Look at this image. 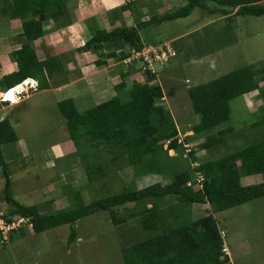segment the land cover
I'll return each instance as SVG.
<instances>
[{
	"label": "trees",
	"instance_id": "1",
	"mask_svg": "<svg viewBox=\"0 0 264 264\" xmlns=\"http://www.w3.org/2000/svg\"><path fill=\"white\" fill-rule=\"evenodd\" d=\"M69 1L5 0V13L11 19H21L24 37L22 47L13 52L18 70L4 78V82L8 83L7 87H13L26 78L33 77L39 80L40 89H46L50 87L52 79L62 75L65 70L63 57L49 55L41 60L34 42L72 23L73 17L68 12L67 5ZM186 1L184 6L174 11L138 22L133 26L126 25L123 19V14L130 8V4H124L106 13L110 28L101 27L96 19L94 21L88 19L87 26L91 37L80 49L93 52L94 63L98 67L110 62L124 65L122 61L129 55L125 49L140 50L146 43L141 34L143 28L188 17L197 7L207 10L210 15L226 16L228 29L229 26L232 27L236 16L264 15V0ZM208 2L213 3L215 7L210 8ZM50 21L53 25L49 29L46 28V24ZM173 46L176 48L174 44ZM119 50L121 52L118 53ZM132 68H135L134 65L126 70L122 69V80L115 85L118 95L84 112L79 110L72 98L58 103L71 139L76 145H79V137L83 136L86 144L89 142L97 149L91 150L94 153H90L89 156L84 155L86 177L90 183L95 184L109 174L106 165L100 162L101 146L113 154L111 162L117 161L120 157L125 158L136 175L161 174L162 170L164 171L165 161L170 159V150L177 151L180 147H184L188 152L185 144L205 138L199 147L210 152L226 141V135L231 133L234 127L221 128L217 131L216 128L231 119L230 102L233 99L256 90H262L264 97V90L260 86V80L264 81V65L258 63L241 66L213 80L189 87L188 94L194 112L201 116V120L190 128L193 134L183 140L180 136V123L174 120L169 108L161 103L164 92L157 82L158 67L154 73L138 70L148 81L137 80L128 87L130 83L127 79L133 73ZM254 114L259 120L249 127L256 131L255 129L260 125L264 126V108ZM184 125L182 124V127ZM18 140V134L10 120L7 118L2 120L0 165L5 178L4 199L9 204L4 215L7 222L27 218L29 221L27 226L32 233H41L69 224L71 232L68 243L72 244L78 239L76 226L78 220L98 211L108 210L115 225L131 220L134 223L130 235L133 234L136 241H132L122 249L125 264H176L184 261L231 264L229 257L224 255L222 239L224 233H219L214 213L264 197V182L248 185L242 183V177L264 174L263 135L260 140L239 150L218 159L209 158L198 165H195L198 161L195 156L196 151L190 149L191 159L188 160V166L179 171L176 170L179 167L177 160L172 158L171 166L175 172L166 184L159 181L141 189L125 186L117 194L94 199L88 203L83 200V195L76 186L69 188V192L70 190L73 192L71 195L63 186L64 196L68 198L70 196L69 200L75 202L74 206L42 213L37 205L21 204L12 192V180L3 155V146L16 143ZM165 142H167L166 148ZM197 172H201L204 176L201 188L198 186ZM127 203H134L135 206L132 210L127 207L128 213L126 216H121L115 207ZM148 203H152L153 206L148 207ZM194 203L203 204L206 211L205 215L196 220L189 219L190 208ZM163 204L168 206L164 207ZM167 214L176 215V221L180 217L181 224L157 232L164 225H169L168 221L164 220ZM20 232L21 235L26 234L23 225L13 229L4 243L15 240ZM135 232H139V237ZM0 238L2 243L1 231Z\"/></svg>",
	"mask_w": 264,
	"mask_h": 264
},
{
	"label": "rangeland",
	"instance_id": "2",
	"mask_svg": "<svg viewBox=\"0 0 264 264\" xmlns=\"http://www.w3.org/2000/svg\"><path fill=\"white\" fill-rule=\"evenodd\" d=\"M5 3V0H0V36L4 37L8 36L9 32L14 33L16 32L15 30L22 29L20 26L10 22V16L4 11L6 8ZM179 5L176 4L173 9H177ZM94 6L97 9H102L98 0L97 3L94 2ZM93 12H96V10ZM82 13L84 15V12ZM204 15H206V11L197 7L188 17L165 21L162 24H152L141 30L142 38L146 41L156 43L161 40H172L174 45L178 43L182 47V49L180 47L177 49L178 55L176 57L165 64H157L159 74L157 75L160 81L157 82L165 90L168 99L167 101L164 99L163 102L169 108L174 120L178 124L180 123L181 137L183 138L192 135L193 131L185 133L181 128L182 124H190L188 127L190 129L193 124L199 123L201 120V116L194 112L192 100L188 94L189 87L213 80L247 64L258 62V64L264 65V15L236 16L232 27L229 26L228 29L226 28L228 23L226 16L215 14L212 18H219V21L197 32L199 30L196 28L199 25L198 20ZM100 18L108 21L106 13H103ZM19 21L16 23L22 24L20 19ZM82 27L87 35L81 36V38L78 35L75 37L76 40L73 45L75 44L76 46L72 47L73 52H66L64 51L65 49H56L55 51L54 47L51 53L48 52L46 54L48 44L45 41L51 40L53 37L51 39L49 37L46 40L43 39L45 40L42 41L44 43L38 42L39 44L42 43L41 50L46 56L60 52L59 54L65 60V64H68L75 74H80L77 72V70H80L78 69V64L82 63V60L86 57L83 54L85 50L81 51L78 46H82L83 41L86 42L90 39V31L86 24H83ZM190 31L194 32L185 38H176ZM208 34L213 37H210L211 41L203 45V40L206 41V36L209 37ZM235 36L240 37L239 43L235 42ZM12 38L19 42L17 35ZM22 38L23 36L21 40ZM190 39L193 41L200 40L199 45L204 53L209 49L220 48L210 56V59H199L200 48H183L184 41L188 40L187 42H190ZM40 55V57H43L42 54ZM110 63L113 64V62ZM122 66L123 68L130 67L125 64ZM102 70L105 73L107 72L105 68ZM162 72H165V76L161 75ZM67 76L72 78V74ZM67 79L68 77L61 78L59 76L56 83H62V81ZM146 79L143 78L141 81L147 82L148 79ZM79 87L78 93L85 95L80 96L83 97V100L78 98L75 101L81 112L98 105L103 100L98 99L97 96L94 97L95 94L91 91L89 92L87 87H83L81 84ZM27 94V96L17 102H21V100L32 95L31 92ZM59 96L53 91L36 92L25 104L17 106L11 111L16 120L19 119L22 123L18 127L20 140L16 147L9 148L13 143L5 144L3 146V155L6 160L11 161L9 167L14 173V188L12 192L24 205L37 204L44 213L49 206L43 205V203L52 199L57 201L61 198L63 203L55 204L56 208L74 206L75 202L69 200L70 196L69 198L64 196L63 188L64 186L67 189V193L71 195L73 192L72 190L69 192V188L73 184L81 191L83 200L88 203L94 199L117 194L125 186L137 189L159 181L163 184L168 183L171 175L175 172L171 166L172 158H175L179 164L177 171L188 166L191 152H187L184 147H180L177 151H169L170 159L165 161L164 171L162 170L161 174L136 175L133 167L127 164L125 158L120 157L117 161L111 162L110 159L113 154L101 146L100 162L106 165L109 174L104 179L95 182V184L88 183L84 155L87 154L89 156L90 153H94L92 152L93 150L96 151L97 149L89 142L86 144V139L83 136L79 137V145H76L75 141L71 139L66 120L58 104L59 101L69 98V95L61 96V99ZM57 100L59 101L57 102ZM230 104L232 110L231 119L216 128L217 131L221 128L234 127V130L226 135L224 143L208 152L200 149L199 144L205 138H199L191 141V144H193H190L188 148L186 147L187 150L196 151L197 164L209 158H221L260 140L264 135L263 125L255 129L256 131L249 127L252 123L259 120L258 116L253 113L261 112L264 108V102H246L245 98L241 96L233 99ZM59 145L69 150L68 153L65 150L67 156L62 153L63 150L59 151L58 154L56 150H53L55 146ZM164 147H167V142H165ZM47 154L48 157L50 155V160L52 157L53 161L54 158L62 160L58 163V167L46 168L49 165L47 162L50 161L47 159ZM93 163L96 162L93 161ZM245 178L242 180L244 185L264 182V174H255L251 178ZM2 189L0 190V198L5 195ZM134 206L135 204L133 203H127L124 206H117L115 209L121 216H126L128 213L127 207L132 210ZM203 206V204H199L198 207L194 206L193 212H203V215H205L206 211ZM7 207L9 208V204L6 205V203L0 206L4 211L8 210L6 209ZM55 211L51 210V212ZM227 211V215L225 211L223 214L228 219L235 216L241 217H239L238 221L230 222L227 225L226 221L222 222L223 226H228L230 231L226 241L233 244L234 251L242 260L246 262L250 260L256 261L257 257H259L258 261L264 260V197L254 199ZM51 212L48 210V213ZM231 212H233V216ZM76 226L78 239L72 244L68 243V237L71 232L69 224L54 227L41 233L26 235L25 237L20 235V239L11 240L12 242L6 243L8 244L6 246H4L5 243L1 244L0 241V264H125L122 248L132 243L130 240L131 236L128 238L127 234L125 235V231H127L125 227L121 232L119 231L118 227L112 222L108 210L98 211L83 217L78 220ZM23 227L26 232H30L27 225ZM118 233H121L122 236L125 235L124 239H120ZM248 247L250 255L243 254Z\"/></svg>",
	"mask_w": 264,
	"mask_h": 264
},
{
	"label": "crops",
	"instance_id": "3",
	"mask_svg": "<svg viewBox=\"0 0 264 264\" xmlns=\"http://www.w3.org/2000/svg\"><path fill=\"white\" fill-rule=\"evenodd\" d=\"M94 2L97 3V0H70L67 3L68 12L75 19L73 18V21H72V23L70 25H68L66 27H63L61 29L55 30L54 32H51L48 35H46V37H43L42 39H38V40H36L34 42L38 57L41 60L45 59L48 56V55L46 56L45 53L41 50V44L44 43L42 41H45L46 38L49 37L51 39L53 37L51 40L45 41L48 44V46L46 48V54L48 52L51 53L54 47H55L54 48L55 51H56V49H65L64 51H66V52H69V53L71 51L73 52L72 47L75 45V44L73 45V43L76 40L75 37L78 35V37L81 38V36L83 37V36L87 35V33L83 29L82 25L86 24V26H87V20L88 19H90L91 21H94L96 19L99 22L101 27L110 28V23L108 21L104 20L103 18L101 19L100 17L102 16L103 13H107L108 11L113 10L115 8H118V7H120V6L124 5V4H130V8L127 11L124 12L123 19H124L126 25L133 26L135 24H138V22L147 21V20L151 19L152 17L160 16V15H163V14H165L167 12H171V11L176 10V9H173V6H175L176 4L177 5L180 4L179 7H182V6H184L187 3L186 0H98V3H101L102 9H97L96 6H94ZM208 6L210 8H214L215 7V5L213 3H211V2H208ZM95 10H96V12H93ZM79 11H80V13H78ZM205 11H206V15L202 16L201 19L198 20L199 25L196 28H198L199 30H197V32L202 30V29H204V28H207L208 26H211L212 24H216L219 21L218 20L219 18H212L214 15H210L207 10H205ZM82 12H84V15H83ZM210 18H212V19H210ZM19 19L20 18H14L13 20L11 19L10 22H12V23H14V24H16V25H18V26H20L22 28V24L16 23V22H20ZM50 23H52V24H50ZM16 25H14V27H16ZM52 25H53V22L50 21L49 23L46 24V28L50 29ZM15 31L16 32H14V33L9 32L8 36H5V37L4 36H0V97H1V94L5 90H7V88L9 89V87H7L8 83L4 82V78L6 76L10 75L11 73H13V72L18 70L17 62H16V60L13 57V52L18 50V49H20L22 47V42H23L22 40L24 39V37L21 40L22 29L21 30L18 29V30H15ZM193 32L194 31L183 33L182 35H180L179 37L177 36L176 38H182V37L185 38L187 35H190ZM14 35L18 36V38H19L18 41L19 42L15 41L12 38V37H14ZM1 37H3V38H1ZM90 37H91V33H90ZM210 37H213V36L211 34L209 35V37L206 36V38H205L206 41L203 40V42H204L203 45H205L206 43L211 41L209 39ZM235 37H236L235 38L236 39L235 42L239 43L240 42V37L239 36H235ZM43 39H45V40H43ZM187 41L186 40L184 41L183 48H186V49H188V47L200 48V45H199L200 40H197V41L194 40L193 41V40L190 39V42H187ZM38 42H42V43L39 44ZM144 42L153 43L151 41H146V40H144ZM162 42H172V40H161V41L158 42V44L162 43ZM172 43L174 44V41ZM84 44H85V41L82 42V46H84ZM194 45H197V46H194ZM82 46H80V47L78 46V49H80ZM175 46H176V49H178L180 47V45L178 43L175 44ZM218 48H220V47H218ZM218 48L206 50L205 53L203 52L202 48H200V53H199V57L198 58L199 59H206V58L210 59L211 58L210 56L216 50H219ZM180 49H182V47H180ZM81 51H83V50H81ZM59 53L60 52H55V53L49 54V55H60ZM40 54H42L43 57H40L41 56ZM83 54L86 57L82 60V63L78 64V67H79L78 69H80V70H77V72L80 73V74H75L74 70H71L69 68V65L65 64V70L62 72V75L60 74V75H58V77L59 76H61V78L68 77L67 80L62 81V83H56L57 80H58V77H56V78H54V79H52L50 81L51 85H50L49 88L39 89L36 92L44 93V92H47V91H53V93H57V94L60 95L59 96L60 99H61V96L65 97V96L69 95L68 97L72 98L74 101H76L78 98L80 100H83V97H80V96H85V95H83V93L82 94L78 93V90L80 89L79 86L81 84L83 87H87L89 92L91 91L92 93H94L95 94L94 97L97 96L98 99H103L101 102L107 101L108 99L114 97L115 95H118L119 92L116 90L115 85L118 84L119 82H121V80H122V77H121L122 69L126 70L127 68L126 67L123 68L122 65L115 64V63L114 64L109 63L107 65H103L102 67H98L94 63L95 62L94 61L95 60V55H94L93 52H91V51H83ZM104 68L107 70L106 73L103 72V70H102ZM132 69H133V73H131V75L127 79L128 80L127 82L130 83L128 85V87L131 85V83H134L137 80L141 81L144 78L143 73L138 71L137 68H132ZM164 73L165 72H162L161 75L165 76ZM69 74H72V78L67 76ZM158 75H157V81H159ZM260 86L262 87V89H264V81L260 80ZM161 87H162L163 92H164V97H163L161 103L164 104V102H163L164 99H166V101H167L168 97H167V95L165 93V90H164L162 85H161ZM126 90H127V88H125V91ZM261 91L262 90H256V91H253V92H250V93H247V94L243 95V97L245 98L246 102L248 101V102H252V103H259V102L261 103V102H264V97L262 96L263 93ZM36 92H33L32 95H30L28 98H25V99L21 100V102H19L18 104L6 105L4 102H2L0 100V122L2 120L6 119V118L9 119L10 122L12 123L14 129L16 130V133L18 134V137H19L18 127H20V124H22V123H21V121L19 119L16 120V117H14L11 114V111H12V109L16 108L17 106L25 104V102L28 101L33 96V94L36 93ZM58 101L59 100H57V102ZM101 102H99V103H101ZM189 126H190V124L184 125L182 127V129L184 130L185 133L192 131V130L188 129ZM181 134H180V136H181ZM182 138L183 137H181V139ZM185 138H183V140ZM19 140H20V137H19ZM19 140L16 143H13V145H11L9 148L16 147V145L19 142ZM53 150L54 151L56 150L57 154L59 153V151L63 150L64 152L62 151V153L65 154V156H67V153L69 152V150H67L64 146L62 147V145L55 146L53 148ZM65 150L67 151V153L65 152ZM171 151H173V150H171ZM49 157H50V155H49ZM49 157H48V154H47V159L50 160ZM52 159H53V157L51 158L50 161L47 162V164H49V165H47L46 168L49 167L50 169H52V166H53V168L54 167H58V163L62 161V160H60L58 158H54V161ZM6 162H7V165H8L10 178L12 180V190H13V188H14L13 187L14 173L12 172V170L9 167V164L11 163V161L10 160H6ZM1 168L2 167L0 165V190L2 188H3L2 190H4L5 178H4V175H3V169H1ZM148 175H151V174H148ZM154 175H159V174H154ZM142 176H144V175H142ZM251 176H248L246 178H251ZM244 178L245 177H242V180ZM88 183H90V182H88ZM243 184H244V181H243ZM251 184H253V183H251ZM141 188L142 187H139L137 189H141ZM14 197H15V195H14ZM59 199L60 200H57V201L52 199L50 201H46L45 203H43V205L49 206L47 211L44 212V213H48V210L51 212V210H59L61 208H66V206H63L61 208H56L54 206L55 204H58L59 202L63 203V200H61V198H59ZM54 201H55V203H54ZM5 203H6V205H8L7 202L5 201L4 197L2 196V198H0V206H2ZM20 203L23 204L22 202H20ZM40 205H42V204H40ZM152 206H153L152 203H148V207H152ZM167 206L168 205H164V207H167ZM194 206L198 207L199 204L194 203L191 206V208H190L191 212H190V215H189L190 216L189 219H192V220H196L198 217L203 215V212L202 213L198 212V211L193 212V207ZM240 206H242V205H240ZM203 207L205 208V206H203ZM237 207H234V208H237ZM38 208L40 210V206H38ZM6 209H8V207ZM231 209H233V208H231ZM198 210H200V209H198ZM228 210H230V209H228ZM40 212H42V211L40 210ZM223 212L224 211L214 213V217L217 220L216 222H217V227H218L219 233L221 234L222 232H224V236H222V239H223V242H224L223 252H224V255L229 257L230 263L231 264H264V260H261V261L257 260L259 257H257L256 261L250 260V261L246 262L245 260H242L239 255L236 254V252L233 249V244H230V243H228L226 241L230 231L228 229V226H225V227L223 226V223L225 221H226V225L229 224L230 222L234 223V222L238 221L239 217H241V216H239V217L235 216V217H231V219H228V218H226V215H227L228 211L227 210L225 211L226 215H224ZM231 213H232V216H233V212H231ZM176 218H177L176 215L167 214L165 216L164 220L168 221L170 226L169 225H164V227L162 229H160L159 231H157V232H161L164 229H166L167 227H173V226L180 225L181 224V221H180L181 218L179 217L178 221H176L177 220ZM133 224L134 223L131 220V221L125 223V224L123 223V224L115 225V226L118 227L120 232L125 227V230L128 231V233H127V231H125V235L127 234L128 238H129V236H131L130 240L134 241L135 240V236H133V234L130 235L131 234L130 232H132V230H133L132 229ZM163 224H165V223H163ZM27 228H28V226H27ZM135 233L138 236L139 232L138 233L135 232ZM18 234L20 236L21 232L18 233ZM30 234H35V233H32L30 231V232H26L25 235H21V236L25 237L26 235H30ZM118 235H119L120 239H122V238L124 239V237H125V235L122 236L121 233H118ZM19 236L17 238H19ZM13 241H14V239H13ZM6 245H8V244H4V246H6ZM242 247H243V245H242ZM239 249H240V247H239ZM249 251H250V249L248 247V249L246 251H244L243 254L250 255ZM238 252H239V250H238ZM176 264H208V263L201 262V261H194V262L184 261L183 263L177 262Z\"/></svg>",
	"mask_w": 264,
	"mask_h": 264
},
{
	"label": "built area",
	"instance_id": "4",
	"mask_svg": "<svg viewBox=\"0 0 264 264\" xmlns=\"http://www.w3.org/2000/svg\"><path fill=\"white\" fill-rule=\"evenodd\" d=\"M129 53L127 57L123 59V63L127 66H135L141 72H156L158 63H166L172 58L178 55L177 49L173 46L172 42H162L159 44L144 43L140 50L134 48L125 49ZM121 52L120 50L118 53ZM19 88V90H15ZM40 89V82L36 78L28 77L21 83L5 90L0 97V100L6 105L12 104L15 101L27 96V93H33ZM190 144H185L188 148ZM190 149H188L189 151ZM195 165H198L197 163ZM197 180L199 187H203L204 176L201 172H197ZM191 184V183H190ZM4 209L0 208V231L2 232V243L8 240L10 232L13 229H18L20 226L27 225L29 223L27 218H19L12 222H7L4 218ZM224 233V232H222Z\"/></svg>",
	"mask_w": 264,
	"mask_h": 264
},
{
	"label": "clouds",
	"instance_id": "5",
	"mask_svg": "<svg viewBox=\"0 0 264 264\" xmlns=\"http://www.w3.org/2000/svg\"><path fill=\"white\" fill-rule=\"evenodd\" d=\"M33 78V77H32ZM37 79V78H36ZM19 102H17V101H15L14 103H12V104H18ZM9 105H11V104H9ZM222 234V233H221Z\"/></svg>",
	"mask_w": 264,
	"mask_h": 264
},
{
	"label": "bare ground",
	"instance_id": "6",
	"mask_svg": "<svg viewBox=\"0 0 264 264\" xmlns=\"http://www.w3.org/2000/svg\"><path fill=\"white\" fill-rule=\"evenodd\" d=\"M13 87H14V86H13ZM15 90L17 91V90H19V88H16Z\"/></svg>",
	"mask_w": 264,
	"mask_h": 264
}]
</instances>
